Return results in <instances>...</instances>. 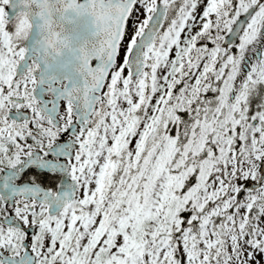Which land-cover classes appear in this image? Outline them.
Here are the masks:
<instances>
[{
    "label": "snow or ice",
    "instance_id": "6c2138e0",
    "mask_svg": "<svg viewBox=\"0 0 264 264\" xmlns=\"http://www.w3.org/2000/svg\"><path fill=\"white\" fill-rule=\"evenodd\" d=\"M0 264H264V0H0Z\"/></svg>",
    "mask_w": 264,
    "mask_h": 264
}]
</instances>
